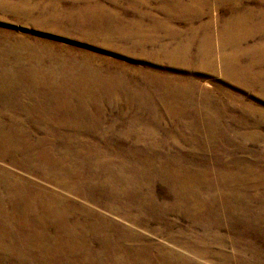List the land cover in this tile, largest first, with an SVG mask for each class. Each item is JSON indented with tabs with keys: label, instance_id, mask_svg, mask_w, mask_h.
Returning a JSON list of instances; mask_svg holds the SVG:
<instances>
[{
	"label": "bare ground",
	"instance_id": "1",
	"mask_svg": "<svg viewBox=\"0 0 264 264\" xmlns=\"http://www.w3.org/2000/svg\"><path fill=\"white\" fill-rule=\"evenodd\" d=\"M153 1L164 18L152 12ZM246 1L44 0L31 6L27 0H0V10L121 55L218 65L264 91L263 73L253 74L240 60L245 55L264 61V0ZM215 8H225L217 18V46L214 19L203 20ZM179 21L183 28L172 26ZM0 36V264H208L213 254L220 258L215 264H240L235 251L256 252L245 232L264 221V203L252 204L246 190L255 187L256 197L264 199V165L234 161L243 170L230 171L232 164L222 157L230 156L234 139L227 130L214 132L217 113L226 108L213 111L203 92L197 96L201 102L189 98L176 77ZM147 84L157 99L142 96L150 95ZM157 107L170 118L189 120L164 124ZM183 144L209 156L206 165L184 160L175 148ZM24 172L32 173V183ZM160 181L170 200H160ZM170 211L201 227V237L189 231L184 244L193 257L152 247L136 232L137 225L148 227L150 216ZM234 219L243 224L227 226ZM226 227L235 237L218 233ZM138 240L144 243L135 245ZM227 244L232 255L222 251ZM211 245L222 249L214 252Z\"/></svg>",
	"mask_w": 264,
	"mask_h": 264
},
{
	"label": "rangeland",
	"instance_id": "2",
	"mask_svg": "<svg viewBox=\"0 0 264 264\" xmlns=\"http://www.w3.org/2000/svg\"><path fill=\"white\" fill-rule=\"evenodd\" d=\"M7 1L15 3L18 0ZM27 2L31 6L35 2H38V4L40 3L41 5L44 4V0H27ZM257 2H259V0H249L245 3L255 5ZM156 5H158L157 2L153 1L150 3L149 7L152 8V12L156 16H158L159 18H164V15L155 9ZM39 8H43V6H40ZM34 14L35 13H33V15ZM223 14H225V8H215L211 12L205 13L203 16V20H208L210 17L214 19L212 30L214 33L215 46L218 45V40L216 39V29L219 19L217 20V18H219ZM127 16L130 17L131 15L128 14ZM174 25L176 27H184L183 21L173 22L172 26ZM2 34L10 36V38L14 41H20L22 38L30 39V41L36 42L37 45L43 49H50L52 46L54 50L63 48V50L73 49L78 52H88L90 54L100 56L103 60L107 59L110 61L120 62L129 68L139 70L147 74L179 78L183 80V83H185L184 86H186V88L190 90V92L188 93L189 98H195L193 100L197 101V96H199V93L203 92L206 95L204 96L205 101L207 102V104H209L213 111L217 109L221 111L222 109L226 108L225 110H222L224 111L223 113H217L218 117L215 122L216 126L214 128V132L218 135H221L224 130H227L234 139V147L233 145L231 146V144L228 147L232 155L230 154L229 157H222L224 161L229 162L230 165L232 164V166L230 167V171L236 174L237 172L243 170V168L241 167L243 165L237 166L235 165L234 161L240 162V160H242L246 164L253 163L264 165V158L261 159L262 153L264 155V91H261L254 86L250 87L248 85H245L244 83L238 82L239 80H236L227 73H224L223 70L218 67V65L214 68V70L201 67L200 65L198 66L197 63L188 66L182 65L180 63L169 65L168 62L159 60H147L143 57L135 56L134 54H130L129 56L121 55L114 48H104L96 45V43L87 42L84 39L78 38L77 35L70 36L68 34H65L63 31L52 30L47 26H38L36 24H33L28 19L26 20L23 16H18L10 12L2 13V10H0V35ZM8 36L3 38H7ZM260 40L261 38L257 37L255 39L249 40L247 44L251 45ZM240 60L242 66L252 67V70H250L253 74L263 73L264 75V61H260L261 64L259 62L255 63V57L252 58L251 56L245 55L241 56ZM130 79L131 81L136 82L138 81L139 77L137 74H131ZM146 87L150 89V95L142 96L146 99H148V97L157 99L158 95L155 91L154 86L152 84H147ZM164 97L168 98L166 96ZM197 102L201 101L199 100ZM215 103L217 104L215 105ZM213 106H216V109ZM179 109L183 111L182 108ZM179 109L177 107L176 110ZM156 114L162 117L164 124L174 122L187 123V121L189 120L187 118H170L169 115H165L163 107H157ZM173 114L170 113L171 116H173ZM227 116L228 118L226 119ZM120 139V143H123V138L120 137ZM170 142L172 144L171 139ZM237 147H241V149L237 150ZM175 148H177L179 154L183 157L184 160L189 159V162L191 161L195 165H206L204 161L207 160L205 158H209V156L206 157V155L204 156L203 154L199 153L197 149H192V147L189 145L183 144L182 146H176ZM11 168L14 169L13 167ZM22 175L25 177L27 182L32 183L31 172H24L22 173ZM254 188L255 187H251L247 189L248 191L246 190L248 200H251L252 202H250L254 205L258 203H264V201H260L264 199L256 197L258 192L256 188ZM155 189L158 193H160V200H170L169 189L167 188V185L162 181L155 182ZM149 221L150 223L147 224L148 227L137 225L136 232H139L141 235H143L146 238L145 241H148V243H150L152 247L157 246L158 244L164 245L167 248L178 250L188 257L194 256L193 251L187 250L184 247V244L188 242L189 237L191 236L190 232L194 233V235L198 238L201 237L202 229L200 226H198V223L190 222L184 214H180L175 211L150 216ZM254 222L255 224L258 223L256 221ZM241 223L243 224L241 219H234L228 221L226 224L227 226L230 225L232 227L233 225H242ZM181 230L185 231V234H183L179 240L178 235ZM229 232L230 231H228L226 227L221 228L218 233L222 234L223 236L235 237L234 233ZM215 233L216 232L213 230L210 235H213ZM245 233H247L245 236L246 239L251 240L254 243V247L257 246L256 252H254L253 254H250L252 252H243L241 249L235 251L237 253H234V249L230 247L229 244H227V246H224L223 249L220 247V245H211L210 249L214 252H218L222 249V251L227 253L228 255H232L233 252L234 256L236 255L235 257L239 262L242 260V264H264V221L259 222L258 225L250 227V229H247ZM51 235H55L54 232H51ZM176 239H178V242L174 241ZM95 241L96 240H93V243ZM138 241L139 242H135L134 244L137 245L139 243H144L141 240ZM198 258L205 260L201 257ZM199 259L198 261H201ZM210 259L212 261H206L208 264H215L220 261V258L216 254L210 255ZM136 263H138V261H135L133 264Z\"/></svg>",
	"mask_w": 264,
	"mask_h": 264
}]
</instances>
